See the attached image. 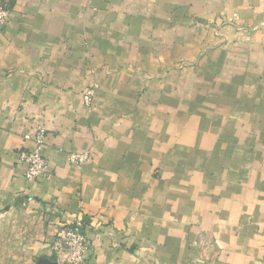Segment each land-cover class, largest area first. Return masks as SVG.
Instances as JSON below:
<instances>
[{"label":"crops","instance_id":"crops-1","mask_svg":"<svg viewBox=\"0 0 264 264\" xmlns=\"http://www.w3.org/2000/svg\"><path fill=\"white\" fill-rule=\"evenodd\" d=\"M11 5L0 211L41 215L35 264H60L50 245L76 220L85 264H264V0ZM41 127L33 184L18 158Z\"/></svg>","mask_w":264,"mask_h":264},{"label":"built area","instance_id":"built-area-1","mask_svg":"<svg viewBox=\"0 0 264 264\" xmlns=\"http://www.w3.org/2000/svg\"><path fill=\"white\" fill-rule=\"evenodd\" d=\"M10 22V12L0 8V32ZM99 88L93 84L83 94V102L87 107H93V102ZM25 140L32 143V148L19 153V163L27 166L25 178L29 183H36L48 173L49 162L43 156L42 149L46 140V131L39 128L33 135H25ZM90 159L89 153H72L67 156V161L73 166H82ZM85 225L81 220L61 225L50 245L52 255L60 264H85L89 251V242L85 234Z\"/></svg>","mask_w":264,"mask_h":264},{"label":"rangeland","instance_id":"rangeland-1","mask_svg":"<svg viewBox=\"0 0 264 264\" xmlns=\"http://www.w3.org/2000/svg\"><path fill=\"white\" fill-rule=\"evenodd\" d=\"M13 0H0V8H10ZM46 224L38 213L26 208L0 211V264H35Z\"/></svg>","mask_w":264,"mask_h":264}]
</instances>
